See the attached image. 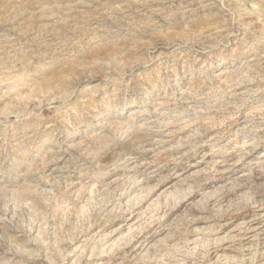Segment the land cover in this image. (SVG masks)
Instances as JSON below:
<instances>
[{
    "label": "rangeland",
    "instance_id": "1",
    "mask_svg": "<svg viewBox=\"0 0 264 264\" xmlns=\"http://www.w3.org/2000/svg\"><path fill=\"white\" fill-rule=\"evenodd\" d=\"M263 208L264 0H0V264H264Z\"/></svg>",
    "mask_w": 264,
    "mask_h": 264
},
{
    "label": "bare ground",
    "instance_id": "2",
    "mask_svg": "<svg viewBox=\"0 0 264 264\" xmlns=\"http://www.w3.org/2000/svg\"><path fill=\"white\" fill-rule=\"evenodd\" d=\"M261 209V208H260ZM264 209V208H263ZM259 210V209H258ZM262 210V209H261ZM260 211V210H259ZM262 212V211H261ZM260 216L258 215V218H259ZM257 218V219H258ZM260 219V218H259ZM253 221V220H252ZM255 222V221H254ZM253 225H255V224H253ZM254 227V226H253ZM259 229V228H258ZM251 230L253 231V228H251ZM251 230H250V232H251ZM255 230H256V228H255ZM250 232H248V233H250Z\"/></svg>",
    "mask_w": 264,
    "mask_h": 264
}]
</instances>
